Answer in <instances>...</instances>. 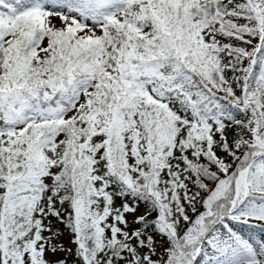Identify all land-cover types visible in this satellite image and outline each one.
<instances>
[{"label": "snow or ice", "instance_id": "6c2138e0", "mask_svg": "<svg viewBox=\"0 0 264 264\" xmlns=\"http://www.w3.org/2000/svg\"><path fill=\"white\" fill-rule=\"evenodd\" d=\"M59 252L264 264V0H0V264Z\"/></svg>", "mask_w": 264, "mask_h": 264}, {"label": "rangeland", "instance_id": "374dc122", "mask_svg": "<svg viewBox=\"0 0 264 264\" xmlns=\"http://www.w3.org/2000/svg\"><path fill=\"white\" fill-rule=\"evenodd\" d=\"M54 23L56 24L57 27H59L61 25V22L58 19L54 20ZM121 203H122V201L120 200V203L117 207H119L121 205ZM142 207H143V205H140V207L137 209V212L135 213V215H138V213L140 212ZM126 217L129 221V227H130L132 225L133 214H126ZM60 229L62 231H64V235L60 238V242L63 244L64 248L74 249L75 246L71 243L70 233L67 230H64L63 226H61ZM45 235H47V233H45ZM57 256L60 258L66 259L67 262L74 263V255L73 254H68L67 252H59V253H57ZM48 258L49 259H55L56 257H52L49 254Z\"/></svg>", "mask_w": 264, "mask_h": 264}, {"label": "trees", "instance_id": "16d2710c", "mask_svg": "<svg viewBox=\"0 0 264 264\" xmlns=\"http://www.w3.org/2000/svg\"><path fill=\"white\" fill-rule=\"evenodd\" d=\"M119 203H120V199H116L115 200V206H118ZM143 212H144V206L142 207V209L140 210V212L138 213V215L143 214ZM53 223L55 224L56 222L53 221ZM61 226H63V225L56 224V227H58V228H60ZM133 226L134 225L132 224L129 228H131ZM67 264H78V261H77L76 257L74 256V263L67 262Z\"/></svg>", "mask_w": 264, "mask_h": 264}]
</instances>
